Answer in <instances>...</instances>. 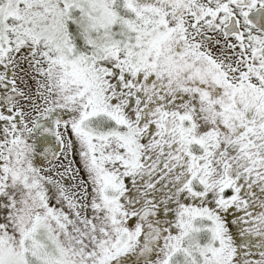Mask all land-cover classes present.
<instances>
[{
    "label": "snow or ice",
    "instance_id": "6c2138e0",
    "mask_svg": "<svg viewBox=\"0 0 264 264\" xmlns=\"http://www.w3.org/2000/svg\"><path fill=\"white\" fill-rule=\"evenodd\" d=\"M0 264H264V0H0Z\"/></svg>",
    "mask_w": 264,
    "mask_h": 264
}]
</instances>
